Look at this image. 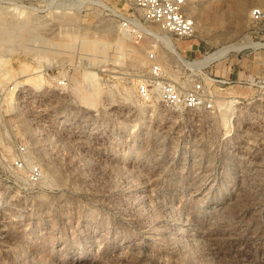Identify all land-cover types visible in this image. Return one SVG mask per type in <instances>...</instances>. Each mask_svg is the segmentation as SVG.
<instances>
[{
	"label": "rangeland",
	"instance_id": "obj_1",
	"mask_svg": "<svg viewBox=\"0 0 264 264\" xmlns=\"http://www.w3.org/2000/svg\"><path fill=\"white\" fill-rule=\"evenodd\" d=\"M194 2L204 15L195 34L167 32L179 57L152 23L155 35L141 40L124 29L136 12L128 0H0L6 78L39 82L50 68L55 93L53 79L69 80L67 95L51 101L68 121L40 123L35 138L47 177L29 193L4 196L0 264H264V121L257 116V141L248 144L247 135H229L234 111L221 109L233 90L250 88L222 86L214 111L176 110L138 94L151 49L185 87L207 75L264 76L261 52L194 63L243 39L264 3ZM87 71L100 86L94 102L77 83Z\"/></svg>",
	"mask_w": 264,
	"mask_h": 264
},
{
	"label": "built area",
	"instance_id": "obj_2",
	"mask_svg": "<svg viewBox=\"0 0 264 264\" xmlns=\"http://www.w3.org/2000/svg\"><path fill=\"white\" fill-rule=\"evenodd\" d=\"M128 2L136 12L125 16L122 26L136 40L155 35L148 22L159 23L166 32L179 39L191 37L196 32L194 19L184 11L187 0ZM251 20V27L242 41L248 44L255 42L257 45L246 44L240 50L230 52L264 53V6L252 10ZM148 53L149 70L138 85V94L143 101L151 102L157 97L163 106L176 110L214 111L216 100L220 99V90L224 89L222 86L236 84L250 88L247 94L234 100V114L229 119V135L237 131L242 137L247 135L248 144H255L257 130H254L255 133L250 130L256 127L257 116L264 121L263 75H238L235 79L224 75H207L208 78L194 80L190 86L185 87L170 79L153 49ZM39 72V82H27L21 77L12 81L0 69V210L4 208L6 194L29 193L41 181L43 167L37 157L35 139L39 124L54 127L55 120L63 123L69 118L66 111L55 110L51 105L55 94L67 95L69 80L66 77L53 79L56 83L55 93L50 82V68H42ZM236 112L238 115L234 122Z\"/></svg>",
	"mask_w": 264,
	"mask_h": 264
},
{
	"label": "bare ground",
	"instance_id": "obj_3",
	"mask_svg": "<svg viewBox=\"0 0 264 264\" xmlns=\"http://www.w3.org/2000/svg\"><path fill=\"white\" fill-rule=\"evenodd\" d=\"M264 3V0H258V3L257 5H263ZM199 6H197V4L194 2V0H187L186 2V6H185V13L192 17L195 21V24H196V27H197V24L198 22H200L203 18H204V15L202 13L201 10H199L198 8ZM237 16V14H236ZM235 16V17H236ZM238 16H240L238 14ZM242 17V16H241ZM237 20V19H236ZM149 23H152L154 25V27L156 28V30L158 32L161 33V36L165 37V42L168 46V48L172 49L179 57H182V54L181 52L178 50V46H176L175 42L172 40V37L170 34H168L163 28L162 26L159 24V23H156V22H148ZM149 26V25H148ZM154 33V32H153ZM231 33V32H230ZM155 34V33H154ZM226 38V36H229V33L226 32V34L224 35ZM218 38V37H217ZM242 39V38H241ZM241 39H237L236 41H232V42H225V43H219L217 45V49L213 52V53H210L209 55H205L202 59L200 60H195L194 63L196 64V66H202V65H207L208 63L212 62L213 60H215L216 58H219L221 56H224L228 51L230 52L231 50H235V51H238L242 48V46H245L246 44H248V42H243L241 41ZM244 44V45H243ZM248 45H257V43L255 42H249ZM84 46L85 47H92V48H95V49H100V50H104L105 49V45L104 44H100V45H96V44H91L89 43L88 41H85L84 42ZM137 56V55H136ZM138 57V56H137ZM158 58V57H157ZM227 58V56L225 57ZM5 60V58H3ZM7 60V59H6ZM142 61H140L138 59V62L137 64L138 65H141ZM0 69H2V71L5 73V75L9 72L11 73L12 71H6V69H4L3 67L0 66ZM12 69V68H11ZM10 69V70H11ZM30 69V68H28ZM5 70V71H4ZM24 73V72H23ZM10 75V74H9ZM96 74L92 71H87L85 72V74H83L82 78L79 79L77 81V83H80L81 84V95H82V98L85 100V101H88V102H94L95 98L99 96L100 93V86L99 84L97 83L96 80H94V76ZM93 77V78H92ZM208 78V77H207ZM178 83V82H176ZM78 86V85H77ZM79 87V88H80ZM79 90V89H78ZM234 93H230V98H228L229 100H225L222 104V112L225 116H227V114H230L231 111H233L234 109V100L236 99V97L240 96L241 93L240 91H237V90H233ZM237 92V93H235ZM219 100V99H218ZM216 100V103L217 101ZM218 105V103H217ZM230 116V115H229ZM44 178L47 177L46 174H44L43 176ZM42 179V178H41Z\"/></svg>",
	"mask_w": 264,
	"mask_h": 264
},
{
	"label": "crops",
	"instance_id": "obj_4",
	"mask_svg": "<svg viewBox=\"0 0 264 264\" xmlns=\"http://www.w3.org/2000/svg\"><path fill=\"white\" fill-rule=\"evenodd\" d=\"M226 59V58H225ZM225 59L223 61H225ZM229 68L227 67V69L224 70V74L228 73ZM223 73V72H222Z\"/></svg>",
	"mask_w": 264,
	"mask_h": 264
}]
</instances>
